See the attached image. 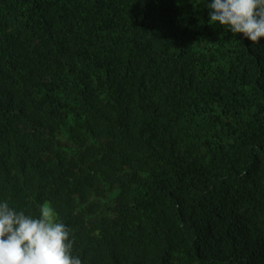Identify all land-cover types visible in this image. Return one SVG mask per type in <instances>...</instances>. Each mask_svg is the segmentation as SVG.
Instances as JSON below:
<instances>
[{"label":"trees","instance_id":"1","mask_svg":"<svg viewBox=\"0 0 264 264\" xmlns=\"http://www.w3.org/2000/svg\"><path fill=\"white\" fill-rule=\"evenodd\" d=\"M211 0H0V202L83 264H264V38Z\"/></svg>","mask_w":264,"mask_h":264},{"label":"clouds","instance_id":"2","mask_svg":"<svg viewBox=\"0 0 264 264\" xmlns=\"http://www.w3.org/2000/svg\"><path fill=\"white\" fill-rule=\"evenodd\" d=\"M207 8L209 24L219 22L252 44L264 38V0H211ZM74 243L72 229L48 205L33 217L0 202V264H83Z\"/></svg>","mask_w":264,"mask_h":264}]
</instances>
